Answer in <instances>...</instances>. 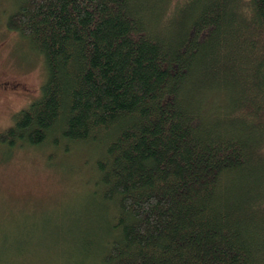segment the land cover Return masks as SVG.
Segmentation results:
<instances>
[{"label": "trees", "instance_id": "obj_1", "mask_svg": "<svg viewBox=\"0 0 264 264\" xmlns=\"http://www.w3.org/2000/svg\"><path fill=\"white\" fill-rule=\"evenodd\" d=\"M8 2L45 79L0 147L89 170L77 255L23 262L264 264V0Z\"/></svg>", "mask_w": 264, "mask_h": 264}, {"label": "rangeland", "instance_id": "obj_2", "mask_svg": "<svg viewBox=\"0 0 264 264\" xmlns=\"http://www.w3.org/2000/svg\"><path fill=\"white\" fill-rule=\"evenodd\" d=\"M8 5V0H0V83L9 84L4 91L0 90V132L12 124L14 114L40 94L45 79L41 59L33 56L20 38L3 26ZM14 85L27 90L9 88ZM17 148L5 151L0 147L2 264H6L8 255L17 264H25L24 258L32 255L62 257V260L76 256L71 254L75 249L63 237L66 227L78 222L68 216L81 211L83 173L88 174L89 170L70 156L74 170L66 173L60 163L62 159L49 155L48 144L35 149ZM7 236L13 237L11 247H6L2 239Z\"/></svg>", "mask_w": 264, "mask_h": 264}, {"label": "flooded vegetation", "instance_id": "obj_3", "mask_svg": "<svg viewBox=\"0 0 264 264\" xmlns=\"http://www.w3.org/2000/svg\"><path fill=\"white\" fill-rule=\"evenodd\" d=\"M8 85L9 84H4V83H0V90H5L6 88H8ZM9 88H15V89H19V90H23V91H26L27 89H25L22 85H14V86H11Z\"/></svg>", "mask_w": 264, "mask_h": 264}]
</instances>
